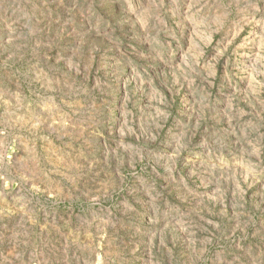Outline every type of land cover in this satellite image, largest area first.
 <instances>
[{
	"label": "rangeland",
	"instance_id": "374dc122",
	"mask_svg": "<svg viewBox=\"0 0 264 264\" xmlns=\"http://www.w3.org/2000/svg\"><path fill=\"white\" fill-rule=\"evenodd\" d=\"M0 264H264V0H0Z\"/></svg>",
	"mask_w": 264,
	"mask_h": 264
}]
</instances>
